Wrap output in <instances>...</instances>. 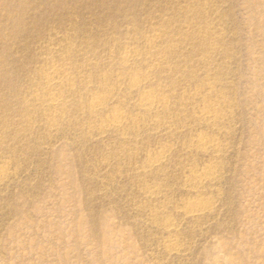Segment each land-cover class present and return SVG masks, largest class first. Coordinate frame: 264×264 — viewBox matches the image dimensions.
<instances>
[{
    "label": "rangeland",
    "instance_id": "obj_1",
    "mask_svg": "<svg viewBox=\"0 0 264 264\" xmlns=\"http://www.w3.org/2000/svg\"><path fill=\"white\" fill-rule=\"evenodd\" d=\"M0 264H264V0H0Z\"/></svg>",
    "mask_w": 264,
    "mask_h": 264
},
{
    "label": "bare ground",
    "instance_id": "obj_2",
    "mask_svg": "<svg viewBox=\"0 0 264 264\" xmlns=\"http://www.w3.org/2000/svg\"><path fill=\"white\" fill-rule=\"evenodd\" d=\"M147 104V103H146ZM149 107H151L153 104H152V102H149L148 104H147Z\"/></svg>",
    "mask_w": 264,
    "mask_h": 264
}]
</instances>
